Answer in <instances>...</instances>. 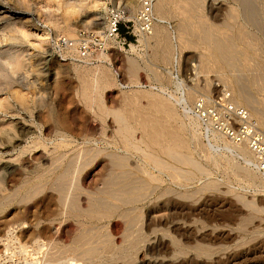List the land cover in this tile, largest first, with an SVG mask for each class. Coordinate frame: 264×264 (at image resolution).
I'll return each mask as SVG.
<instances>
[{"label": "rangeland", "instance_id": "obj_1", "mask_svg": "<svg viewBox=\"0 0 264 264\" xmlns=\"http://www.w3.org/2000/svg\"><path fill=\"white\" fill-rule=\"evenodd\" d=\"M176 1L180 2L175 5V1L167 0L164 5L165 27L169 33H174L182 24L190 47H182L178 40L173 39L170 60L164 62L166 45L146 43L147 37L139 30L138 0H0V73L12 80L8 83V78L1 79V88L7 93L0 95V100L7 99L8 103L0 106V124L5 122L12 134L20 132L22 124L32 127L16 151L3 153L0 146V168L7 176L5 182H0V200L12 194L5 201L6 205L0 207V256H6V244L12 253L9 251L11 257L6 258L7 263L3 261L0 264H23L26 257L34 258L24 256L21 246H27L31 251L37 239L47 245L43 247V253L35 257L46 264H70V258L76 259V264H264V187L254 186L214 165L207 166L211 170L209 178L215 181L216 186L207 191L201 187L208 178L199 176L190 185L181 187L174 185L166 176H163L162 183H150L134 168H116L114 177L122 178L128 172L129 178L118 186L108 184L112 161L106 156L113 152L122 158L126 153L114 139L116 122L113 115L105 117L103 122L81 98L80 88L86 73L77 71L79 66L92 68L103 63L109 68L114 84L105 89L103 96L104 104L110 110L129 108L131 113L136 109L137 113L147 112V107L152 106L150 97L140 95L132 102L125 98L138 89L157 92L160 82L152 72L155 70L168 80L166 97L171 96L173 101L191 93L188 99L190 107L200 97L218 101L225 95H229L236 104L232 91L235 85L255 101L249 108L243 104L238 106L248 110L250 116L255 113L264 116V0H188L196 2L194 14L202 12L205 21L210 22L213 36L218 38L220 33L224 44L236 45L238 53L235 51L234 58L237 59L229 67L215 62L208 54L207 62L200 59L205 46L197 34L192 33L189 23L185 24L187 18L182 14L185 0ZM196 7H199L197 12ZM4 8H10V15H2ZM114 10L123 11L125 19L120 24L118 37L108 40L105 33ZM64 20L73 26V37H65V33L58 29L57 25ZM200 23L202 26V22L196 24ZM81 34L86 35L90 42L91 56L88 58H80L76 49L65 52L66 48L59 47L57 43L62 37L78 40ZM191 42L198 43L194 46ZM174 56H179V64H174ZM131 60L136 63L135 69ZM179 80L185 82L183 89L175 85ZM129 103L143 108H132ZM174 104L179 114L189 110L183 102L177 104L175 101ZM185 121L189 123L187 118ZM260 128L264 131L263 127ZM209 135L201 130L199 142L202 146L208 145ZM141 136L142 133L137 131L136 137ZM39 137H44L45 149L39 147L31 155L28 151L21 153V146L24 148L34 141L41 142ZM222 147L214 149L216 151L210 149L235 155ZM192 151L194 158L206 165L200 150ZM128 158L132 167L140 163L144 165L138 153L132 152ZM237 160L243 166L249 164L239 156ZM51 163L59 164V167H53ZM8 164L16 166L14 172ZM250 166L256 169L255 165ZM47 169L51 171L47 173L50 177L42 176ZM123 184H127L128 192L137 191L142 199L131 200L132 195L129 194L124 202L111 200L106 192L112 193ZM58 188H64L76 202L60 201ZM235 194L255 202L261 212H252L237 203ZM238 207L242 211H238ZM106 209H110V213H105ZM214 217L225 220L217 229ZM7 224L16 227L15 239L6 235L7 228L3 230ZM199 246L207 247L209 251H200ZM91 248V254L84 257L82 253Z\"/></svg>", "mask_w": 264, "mask_h": 264}, {"label": "bare ground", "instance_id": "obj_2", "mask_svg": "<svg viewBox=\"0 0 264 264\" xmlns=\"http://www.w3.org/2000/svg\"><path fill=\"white\" fill-rule=\"evenodd\" d=\"M152 1H153V3H152V6H153L152 12H153V15H154V13L156 14L153 17H155V16L157 17V18H155V22L156 23L154 22L155 26H154V24L152 25L151 32H149V33L148 32L143 33V36L147 37L146 40H145V42L148 41V43H149V41H151V42H153V44H155V46L156 45H160L161 46V45L165 44L166 45V47H165V54H166L165 57H166V59H163V60H164V62H165V60H166V62H169L170 55L172 53L171 52V50H172V47L171 46H173L171 41L173 39L178 40V42L180 43V45L182 47L189 46L190 45V41L187 39L188 38L186 36L187 32L184 29V27L182 28V24H181V28L179 26V28L177 29V31L174 32V33H169L167 31V28L165 27V22H164V19H165L164 18V14H166V13L164 12V14H163L164 5L167 2V0L166 1L165 0H152ZM173 1H175L174 3L176 5V2L177 1L176 0H173ZM200 1H197V2L199 3ZM168 2H171V1H168ZM178 2H180V1H178ZM181 2H182V0H181ZM242 2H244V1H242ZM138 3L140 4V0H138ZM184 3H185V5L182 4L183 7H184V8L182 7L183 8V11L182 10L181 11H182V14H184L186 16V18H187V20H186L187 23H185V24L188 25V23H189L188 26L192 28L191 29V31L193 30L192 33L193 34L194 33L197 34V36L199 38V41L201 42L202 45L205 46V48L203 49L205 51V53L202 54V56L200 57V59L203 62H205V61L207 62L208 61V57L207 56L210 55L215 62H218V63L221 62V63L225 64L226 67H229L230 65H232L233 62H234L233 60L235 59L234 58V55L236 57V54H234L235 51H236V53H238L237 50H236V45L234 43L233 44L232 43H229L228 45L227 44H224L225 42L223 43L222 39L220 38L221 36L219 37V34L220 33L219 34L217 33L218 34V38L215 37V36H213V33L211 34V26L209 24L210 22L208 23L207 21H205V18H204L205 15L203 16L202 12L201 13H198V14L197 13L194 14V11H195L194 5L196 3L195 1L188 2V0H187V2H186V0H185ZM179 4H177V5H179ZM191 4L193 5L192 6L193 8L190 7ZM175 5H174V7H176ZM182 5H180V6H182ZM180 6H178V7H180ZM196 6H198V5L196 4ZM140 8H141V4H140ZM182 8H180V9H182ZM197 8H199V7H196V12L199 11V10H197ZM9 9L8 8H4V10L1 11L2 15H8L9 12H10ZM174 10H176V8H174ZM200 11H202V10L200 9ZM20 12H22V11H20ZM24 13L29 14L27 12H24ZM236 14H237V11H236ZM138 15H139V13H138ZM55 18H54V20H55ZM183 18H185V17L183 16ZM185 19H183V20H185ZM50 22H52V21L50 20ZM195 22L196 23L197 22L198 23L199 22H202L203 25L201 26V23H200V25L199 24L197 25ZM56 24H58V23H56ZM192 24H194V25H192ZM108 26H110V25L108 24ZM108 26H107V28H108ZM183 26H184V24H183ZM57 27H58V29H60L61 31H63L65 33V35H64L65 37H73L74 36L72 34V32H73V26L70 23H68L67 21L62 22V23H59L57 25ZM187 27H185V28H187ZM221 29H223V27ZM213 30H214V27H213ZM215 31H216V29H215ZM224 32H226V31L224 30ZM245 32L246 31H244V33ZM248 32H249V30H248ZM236 33H238V30H237ZM189 34H190V32H189ZM214 34H216V33H214ZM246 34L247 33H245V35ZM231 35H233V34H231ZM241 35H243V34H241ZM222 36H223V34H222ZM238 36L240 37V35H238ZM236 37H237V35H236ZM248 37H250V35ZM249 40H251V39H249ZM244 41H245V39H244ZM200 42H199V44H200ZM230 42H232V41H230ZM192 43L193 42H191V44ZM194 43L192 45H194ZM196 43H198V42H196ZM254 45H256V44L254 43ZM254 45L252 44V46H254ZM248 46L250 48V44ZM70 49H72V51L73 50L75 51V48H69V49H66L65 52H67V50H70ZM240 49H241V47H239V50ZM68 52H70V51H68ZM239 52L241 53V51H239ZM253 52H255V50ZM242 55H244V54H242ZM80 58H82V57H80ZM246 59H248V58H246ZM173 62H174V64L175 63L176 64H179L180 63L179 56L178 57L174 56L173 57ZM131 63H132L131 64L132 65V68L135 69L137 67L135 61L134 60H131ZM221 63H219V64H221ZM17 65L20 66V64H17ZM245 65H246V63H245ZM203 68H205L204 67V64H203ZM108 69L106 68V66H103V63L100 66H96V67H92V68L91 67H84V66L81 67V68H80V66H79V68H76L77 71L86 73V75H84V76L81 73H79L80 75L83 76V83H81L83 86L82 87L80 86L81 87L80 90H82L81 91V94H82L81 95L82 96L81 98L84 100V103H86V106L89 109H91L93 113L94 112H97L98 117H100L103 122L105 121V119H104L105 117H107L108 115H111V116L113 115V118L115 119V122H116V129H115V133H114V137L115 138L114 139H115V141L119 142L122 145V147L124 148V152L126 153V156L123 155L122 158L121 157H118L113 152H112L113 154L111 153L110 155L106 156V157H111V161H112L111 162L112 163V166H111L112 167V170H111V173H110V178L107 180L109 185L118 186L121 183H125V181H127V178H129L128 177V174H127L128 173L127 171H125V172H127L126 174L124 173V175L121 176L123 179L122 178H119L118 179V178H116V176L114 177L115 169L119 167V168H122V169H125V168H127V169L134 168V170H137L140 174H142L143 176H145L146 179L150 183H153V182L154 183L155 182L162 183V182H164L163 176H166L167 179H169L174 185H178L180 187L181 186L190 185V183L192 181H194L196 178H198L199 176H201L203 178H208V180H205L204 179L205 182H204L203 186L201 187L204 191H207V190H211L213 188L215 189V186H216L215 183H214L215 181L214 180L211 181L210 178H209L211 176V170L207 166V165H214L216 167H222V168H224L225 170L228 171V174L231 173L234 176H238L239 178H242L244 181H246V182H248V183H250V184H252L254 186L264 187V179L262 177V176H264V170L261 169V164L262 163L260 161V154H259V152L257 150L254 149V147H252L251 142L249 140L244 141V142H242V141L241 142H237L236 139L230 138L224 132H217L215 130H211V132L209 131L210 132L209 133L210 134L209 135L210 137L208 138V140H209L208 145L207 146H202V144L199 142V140H200L199 139V136L201 134V130H202V127L203 126L201 125V123L199 122V120L195 116H193L192 113L190 112V106H189V103H188V99L191 98L190 97L191 95L189 96V94H191V93H188V96H186V94H185L183 97H179V98H176L175 99V101H176L177 104L183 102V103H185V108H188L189 109V110H186L185 114H183V113H181V114L177 113V110H176V107H175V104H174L175 101H173L174 99H172L171 96H169V95H168L169 97H166L167 88H166L165 84L168 82V80L164 79V77L159 72H157L155 70L152 71L153 74H154V76H156V78L160 82V88H159V90H157V92H155L153 90H150V91H141V90L138 89V90L132 91L133 93L130 94V95L128 94L126 96V98H125L128 102H132V101H135V99H137L138 97H141L140 95L148 96V98L150 97L152 99V101H151V99H149V100L152 103V106L150 108H149V106L147 107L148 108L147 109L148 110L147 112L137 113L136 112V110H137L136 108H138V107H136L135 105L133 106L130 103H129V106L132 105L133 106L132 108L136 107L135 108L136 110H133L134 111L133 113L136 112L135 114L131 113L132 111L131 112H128V109L129 108L128 109L126 108V109H123V110H110V109H108L105 106V104H104V96H103V93L105 92V89L106 88H108L110 85L114 84V80L112 81V79H111V76H112L111 74L112 73H110ZM7 78L9 79L8 83H11L12 82L11 78H9L5 74L0 73V95H6V93H7V92H5V90H3L1 88V86H2L1 79H7ZM135 82H138V81L136 80ZM237 82H235V83H237ZM173 83H175V82H173ZM175 85L177 86V88L183 89L184 86H185V82L184 81H181L180 82V80H179L177 83H175ZM237 85H238V83H237ZM138 87H140V86H138ZM232 91H233V98H234V100H235V102H236L237 105L234 104L232 101H231V103L234 104L236 106V108L237 107H238V109L239 108H242L241 106H238L240 104H243L244 107H246V108H249L252 105H254L255 101H253L250 98V96L247 95V93L245 91H242V89L239 86L233 85ZM17 98H20V97H17ZM6 103H8V100L7 99L0 100V106H4ZM138 103H139V101H138ZM10 105H11V103H10ZM125 105H126V103H125ZM126 106H128V105H126ZM140 108H143V107L140 106ZM140 108H138V109H140ZM252 117L253 118L256 117L257 118L256 119L257 124L260 127H263L264 128V116H261L260 114L255 113V114L252 115ZM185 118L188 119L189 123H186ZM133 119H134V121H133ZM10 123L12 124V122H10ZM32 123L34 125H36V123L34 121H32ZM4 124H5V122H4ZM4 124H0V135L3 134V135H6V136H2V137L0 136V146L3 149V153L9 152V151L14 152V151H16L19 148V146L21 144L20 141L22 140V138H24L29 133V131L31 132L32 127H28L27 128V125L22 124L21 125V128H22L21 131L20 130H19L20 132H15L14 131L15 133L12 134L13 132L10 131V129H7ZM37 125H39V124H37ZM40 129H41V127H40ZM105 129H107V128H105ZM137 131H140L142 133V136L140 138H137L136 137V132ZM43 138L39 137V141H41L39 143L37 141H34L32 144H30V146L27 145V144H26L27 146H25L24 148L21 146V148H22L21 149L22 150L21 153L22 154H25V153H28L29 152L30 155H31V153L34 150L38 149L39 147H43L45 149L46 147L44 146V143H43L45 140ZM35 139H37V138H35ZM22 142H23V140H22ZM47 142H49V141H47ZM69 142L70 141L67 139V143H69ZM212 142H213V144H212ZM45 144H46V141H45ZM221 147L227 149L228 151L230 150L231 151V154H232V152H234L235 155L233 154L231 156V155H227V154L221 153V152L218 153V151L217 152H212L211 151V149L214 150L216 148L218 149V148H221ZM192 149H199L200 150V152L203 155V157L201 156L202 157L201 159L202 160L204 159L206 165H204L201 161H199L196 158H194ZM214 151H216V150H214ZM101 152L102 151H99L98 154H101ZM132 152L138 153L141 156L142 161H140V162H143L144 165H142L141 163L140 164H137L138 162L137 163L135 162L137 165H135L134 167L131 166L133 164L130 163V159L128 157L131 155ZM120 153H122V152H120ZM238 156L241 157L244 162L249 163L250 165L251 164L255 165L257 170L256 169H253L249 164L248 165H245V166L241 165L239 163V161L237 160ZM51 161H53V160H51ZM58 161H59L58 163L61 162L60 160H58ZM56 164H57V162H56ZM15 165H17V164H15ZM54 165H55V163L52 164L53 167H55V166L59 167L58 166L59 164L58 165H55V166ZM8 166H9L10 169H12L11 171L14 172V169H15L16 166H13L12 164H8ZM48 169H47V172H44V174L42 173L43 175L42 174L41 175L42 176H46V175H48L47 173H51V171L48 170ZM44 170L46 171V169H44ZM52 170H53V168H52ZM4 174H5L4 172L2 173V168H0V182H5V179L4 178L7 177V176H4ZM118 177H120V176L118 175ZM26 180H28V179H26ZM26 180H25V182H26ZM56 180H58V179H56ZM38 183H40V182L38 181ZM20 187L22 188V186H20ZM230 187H232V186L230 185ZM116 189H118V190H115L112 193L106 192V193L109 194V195L108 194L107 195H108V197L111 200L112 199L113 200L116 199V200H119V202H121L123 200V202H124V199H128L129 198V197L126 198V195H129V194L132 195L130 197V198H132L131 200H133V199L134 200L135 199L137 200L139 198L142 199L140 195H139L140 197L138 196V192L137 191H133L132 190V192H128L129 190H127V184H123V187H120V188L118 187ZM135 189H137V188L135 187ZM56 190L59 192V200L62 201L63 203H67V201H69L68 202V204H69L70 203V200L73 199V197L71 195H69V193L65 192L66 190L64 191V188H58ZM200 191H202V190H200ZM103 192L104 191H102V193ZM114 192H115V194H114ZM229 192L232 193L233 191L229 188ZM168 193H169V191H168ZM173 193H174V191H173ZM11 195L9 194V196L7 195L4 200H2V201L0 200L1 201L0 207L6 205L5 204V201L7 199H9L11 197ZM29 195H30V193H29ZM180 195L182 196L181 193H180ZM235 195H236L235 197H236L237 203L241 204L243 207H246V208L250 209V211H252V212H257V213L261 212L260 208H258V206L256 205L255 202L248 201V199H246V197L243 196V195H240V194H235ZM186 196L189 197L188 194ZM72 201H75V200H71V202ZM125 202L127 203V201H125ZM66 205L67 204H65V207H66ZM73 206H74V204H73ZM110 211H111L110 209H106L105 213L106 212L107 213H110ZM112 211H113V209H112ZM238 211H242V209L240 207H238ZM64 214H65V212H64ZM126 216H127V214H126ZM212 219H213V221H216V224L214 225L215 229L218 228L219 223H221V221H225L223 219H217V217H214ZM6 228L8 229V231H6L7 232L6 235L9 238H11V239L14 238L16 236L15 235V233H16V230L15 229H16V227L14 225L9 226L7 224V225H5V228H3V230H6ZM206 228H208V226ZM35 244H36V246L31 251L27 249V246L26 247L21 246V251H22V254L24 256H26V255L28 257H29V255L30 256H34V258H32L31 260L26 257V262L25 261H24L25 263L22 262L23 264H46L45 262L43 263L42 261H39V259H37L38 257L36 256L37 257L36 258L35 255H39L40 253H43V247L45 245H47V244H44L41 241H38V239H37V241H36ZM4 246L6 248L5 249L6 250V252H5L6 256H3V255L0 256V263L3 262V261H5V260H7L6 258L11 257L10 256V253H12L11 248H10V246L8 244H6ZM28 248H30V247L28 246ZM93 250H95V249H93ZM198 250H200V251L205 250V252H206L207 250L209 251V248H207V247L203 248V247H200L199 246V249ZM9 251H11V252L9 253ZM91 251H92V248L84 251L82 253V255H84V257L87 256V255H90L91 254L90 253ZM17 252H18V250H17ZM26 253H28V254H26ZM20 254H21V252H20ZM29 258H31V257H29ZM89 259H91V258H89ZM69 262H70V264H76V259L70 258L69 259Z\"/></svg>", "mask_w": 264, "mask_h": 264}, {"label": "built area", "instance_id": "obj_3", "mask_svg": "<svg viewBox=\"0 0 264 264\" xmlns=\"http://www.w3.org/2000/svg\"><path fill=\"white\" fill-rule=\"evenodd\" d=\"M152 3V0H140L138 22L142 34L151 32V27L154 24ZM110 16V26L105 33V38L114 40L119 35L120 24L125 19V13L114 10ZM57 43L59 47L66 49L75 48L82 58L91 56L90 42L86 35L81 34V37L75 41L62 37L58 39ZM230 99L229 95H225L218 101L200 97L190 107V112L199 120L206 135H209L211 130H215L226 133L237 142L249 140L252 147L259 152L261 169L264 170V131L258 126L256 119L250 116L248 110L236 108Z\"/></svg>", "mask_w": 264, "mask_h": 264}]
</instances>
